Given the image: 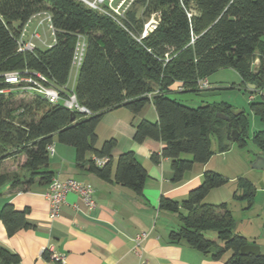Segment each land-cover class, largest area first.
<instances>
[{
  "label": "trees",
  "instance_id": "trees-1",
  "mask_svg": "<svg viewBox=\"0 0 264 264\" xmlns=\"http://www.w3.org/2000/svg\"><path fill=\"white\" fill-rule=\"evenodd\" d=\"M42 11L51 14L54 43L19 53L20 33L27 21ZM152 17L156 28L141 39L145 22ZM120 20L123 27L78 0H0V73L28 70L62 88L69 83L83 39L75 94L78 103L91 113L85 116L62 104L52 105L38 95H33L29 104L12 108L13 94L0 96V166L22 154L26 156L22 167L28 172L24 179L12 177L7 182L2 176L0 189L6 185L27 189L36 178L49 186L54 173L48 170L47 147L55 137L60 144L74 148L77 167L111 180V157L117 142L111 139L97 148V127L112 109L125 107L138 115L150 102L158 120L139 123L134 141L140 144L149 138L162 142L161 156L171 161L172 180L180 183L186 172L214 156L213 137L220 153L230 150L235 142L242 148L248 144L246 111H236L226 103L192 108L170 97L176 84L177 92H200L198 81L222 69H233L249 93H259L249 105L264 123V0H134ZM257 59L261 64L254 74ZM252 141L264 157V131L254 133ZM89 155L109 162L97 167ZM152 160L157 163L159 156L153 155ZM147 177L134 152L119 156L114 176L117 184L142 196ZM224 184L220 174L207 171L187 199L161 198L160 210L177 214L180 221V228L169 234L170 242L185 243L214 259L229 254L225 264H264V256L240 254L249 241L235 232L228 205L204 202ZM239 188L241 193H235L234 199L251 209L257 189L248 182H241ZM27 213L9 204L2 208L0 220L9 236L32 228ZM0 258L3 264L19 262L18 256L4 249H0Z\"/></svg>",
  "mask_w": 264,
  "mask_h": 264
},
{
  "label": "crops",
  "instance_id": "crops-1",
  "mask_svg": "<svg viewBox=\"0 0 264 264\" xmlns=\"http://www.w3.org/2000/svg\"><path fill=\"white\" fill-rule=\"evenodd\" d=\"M207 80L210 88L203 92L245 87L242 78L233 69L219 70ZM177 85L172 87L170 96L177 93ZM201 92L189 93L199 95ZM257 94L249 93V97L256 98ZM144 120L151 123L158 120L152 102L138 115H133L125 107L112 109L103 115L96 131V147L101 148L105 141L111 139L117 142L111 157L112 178L108 181L88 172L87 168L77 167L74 148L60 144L55 137V154L50 158L48 170L64 179L91 184L96 207L89 210L78 194L70 193L60 217L52 220L45 198L48 186L43 185L39 178L27 189L6 185L0 189V212L7 204L16 211L27 210L26 218L32 228L9 236L0 220V249L18 256L17 264H58L51 259L53 253L63 257L64 264H140L141 261L147 264H225L229 254L214 259L212 255H205L185 243L170 242L169 234L180 228V221L177 214L159 208L162 197L178 202L187 199L189 193L200 186L205 172L222 173L216 169V163L212 164L216 156L204 165H195L192 171L185 173L180 183H174L171 161L161 156L164 144L149 138L140 144L134 141L136 127ZM126 152H134L147 170L142 196L114 181L117 160ZM220 154L223 156V153ZM153 155L159 156L157 163L153 162ZM88 157L94 159L91 155ZM13 159L17 164L14 176L26 178L28 172L22 167L26 156L21 154ZM143 232L148 236L137 246L134 240ZM248 241L249 244H257L250 239ZM0 264H3L1 258Z\"/></svg>",
  "mask_w": 264,
  "mask_h": 264
},
{
  "label": "rangeland",
  "instance_id": "rangeland-1",
  "mask_svg": "<svg viewBox=\"0 0 264 264\" xmlns=\"http://www.w3.org/2000/svg\"><path fill=\"white\" fill-rule=\"evenodd\" d=\"M88 1L93 2L94 0ZM133 1L134 0H104L102 5L105 8V13L102 14L109 16L116 23H120V19L124 17L128 10H130ZM104 3H106L107 6ZM138 17H141V10L138 11ZM38 22V20L33 21L28 30V36L36 30L40 33L42 39L47 42V45H52L54 43V37L51 35L47 25L45 24L43 27H38ZM155 24H157L155 17L146 21L143 33L148 32L149 34L152 26ZM82 42L83 39L80 43ZM36 44L38 48H46V46L41 45L39 42H36ZM76 80L77 67L74 66L70 76L69 86L73 87ZM199 91H202L199 95L189 92H177L175 94H171L170 97L177 99L181 103L192 108L205 105L206 103L203 100H206L209 104L226 103L235 107L236 111L243 110L249 115L248 144L246 147L242 148L235 142L232 144L230 150L223 153V156H219L221 154L213 137L212 150L214 152V156L216 157L212 164L216 163V169L222 171V173H217L225 179V184L220 188L214 189L213 193L208 195L204 202L216 205L226 203L233 215L235 232L247 237L252 242H256V245L258 246H264V168H254V165L260 157V151L252 141L254 133L264 131V123H262L254 113H252L249 105V93L246 91L245 87H240L239 89H217L210 92H203V90ZM13 93V97L11 98L12 108L29 104L33 98V95L31 94H20L19 92ZM255 97H259L258 94ZM9 159L12 160H5L1 163L0 186L3 183L2 176L6 178V182L12 177H15L13 172L15 171L17 165L16 159L14 160L13 157ZM241 182H248L257 189L254 204L249 210L245 209L247 205L245 202L236 201L234 199L235 193H241V191H239Z\"/></svg>",
  "mask_w": 264,
  "mask_h": 264
},
{
  "label": "built area",
  "instance_id": "built-area-1",
  "mask_svg": "<svg viewBox=\"0 0 264 264\" xmlns=\"http://www.w3.org/2000/svg\"><path fill=\"white\" fill-rule=\"evenodd\" d=\"M85 3L89 8L98 12L105 13V8L103 7L104 0H94L93 2L88 0H78ZM106 5V3H104ZM107 6V5H106ZM105 6V7H106ZM105 15V14H104ZM125 16V15H124ZM124 18V17H123ZM38 20V27H43L47 25L51 35L54 37L55 30L52 25L51 14L47 11H42L34 14L25 24L20 36L18 37V52H33L38 48L36 42H39L41 45L50 47L47 45V42L42 39L39 32L36 30L33 31L28 36V30L33 23V21ZM119 23V22H117ZM119 25L123 27V24L120 20ZM156 28V24L152 26L153 31ZM148 32L142 34V38L146 37ZM84 54V44H79L76 52V57L74 60V66L79 68ZM69 83L62 87L56 88L50 84L48 79L41 74L25 71H13L0 73V96L9 97L14 94L13 92H19L20 94H31L38 95L41 98L45 99L48 103L52 105L62 104L64 107L68 108L71 111L79 112L85 116H89L91 113L87 108L81 106L76 98L75 94V85L70 87ZM197 88L199 90H206L210 88V84L205 79H200L197 83ZM149 97L152 98V94H149ZM254 97L251 96L250 101ZM49 157H53L55 154L54 146L49 145L47 147ZM95 165L97 167H103L106 163L109 162L108 158H95ZM70 193H76L80 197L81 202L89 209H94L96 207V202L93 198L94 189L91 184H83L72 178H62L61 175H54L48 190L45 193V198L49 203V214L52 220L60 217V213L63 205L66 202V197ZM148 236L147 233H141L135 238V243L137 246L146 239ZM51 259H53L58 264H64L63 257L52 254ZM140 264H147L146 261H141Z\"/></svg>",
  "mask_w": 264,
  "mask_h": 264
},
{
  "label": "water",
  "instance_id": "water-1",
  "mask_svg": "<svg viewBox=\"0 0 264 264\" xmlns=\"http://www.w3.org/2000/svg\"><path fill=\"white\" fill-rule=\"evenodd\" d=\"M261 64L259 59L256 60V71L254 74H257V70ZM251 88L256 89V86L250 85ZM219 118H222L226 121H230V118L226 115L218 114ZM254 168L261 169L264 168V157H259L257 163L254 165ZM240 254L243 256L254 255V256H264V246H258L255 244H248L241 248Z\"/></svg>",
  "mask_w": 264,
  "mask_h": 264
}]
</instances>
